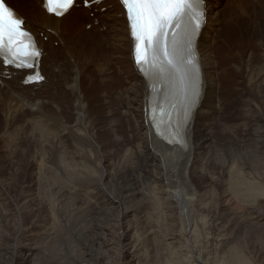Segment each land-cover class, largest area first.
Segmentation results:
<instances>
[{"label": "bare ground", "instance_id": "bare-ground-1", "mask_svg": "<svg viewBox=\"0 0 264 264\" xmlns=\"http://www.w3.org/2000/svg\"><path fill=\"white\" fill-rule=\"evenodd\" d=\"M86 1L92 3L88 9L83 6L75 9L73 6L63 17L54 18L47 15L41 8V0H5L7 6L24 21V29L32 35L40 50L39 71L43 81L22 89L23 76L27 72L17 70L15 67L6 68L3 66V61H0V85L4 87L0 95L7 92L15 97L13 100H6L8 107L6 106L5 112L4 109H0V114L5 113L4 121L6 122L1 124L0 121V146L7 144L8 149L13 150L12 152L11 149L9 150L13 161L21 160L23 157L27 160L29 157L27 168L30 169L29 177H26L28 182L25 181L27 185H22L19 192L17 191L18 195L15 194L16 197L12 196V198L7 194L10 190H8L9 186L4 187L0 184V211H2L0 219L3 222L0 224V257L8 256L11 264L31 263L36 254L41 252L37 250V241L41 242L47 234L57 236L58 233H63L65 227L69 230V224L73 226L77 220L81 221L85 217V212L89 213L91 223L94 222L91 230L95 228L93 232L83 227L86 231L85 236L97 234L99 229L105 234L108 231L105 227L108 225L110 229L111 223L104 225L105 227L99 223L103 221V216L107 217L105 211L110 213L115 210L120 212L119 215L117 213V217L115 216L118 218L117 233H120L118 241L121 249V255L118 253L117 255L129 257L128 263L124 261L125 263L122 264H248L242 256L240 247L237 246L238 235L233 232L236 231L233 228L236 218L234 214L240 206H247L246 208L252 211L264 204V180L255 182L254 178L259 179L257 176L253 179L251 176L252 181L246 180L249 176L245 172L241 171L245 173L243 175L239 173L240 170L229 167L225 171L227 167L225 166L223 169L225 180L222 183L218 180L220 183L218 199L216 193L215 198L211 196L212 192L210 195L208 192L209 196L204 194L207 198L213 197L214 203L210 199L207 202L206 197L200 195L202 192L199 194L191 181L194 174H197L195 164L203 154L205 149L203 144L209 139L208 136L214 134L219 136V141L227 146L224 151H228V158L241 156L240 146L238 149L231 146L232 141L236 140H233V137H236L233 125L226 126L229 125L228 122L215 125L211 133L210 124L214 122L211 117L214 115L213 111H216L215 106L221 102L219 98L226 94L220 93L221 87H224L222 84L225 81V84L229 83L230 79L231 90L235 89L239 93L241 90L238 84L234 83L233 78L254 72L257 66L255 65L254 68L249 63V61L252 62L247 60L249 52L242 49L245 37L248 35L243 28V22L259 23L255 26L258 28L257 32L261 33V39H264V0H248L247 2L203 0L204 21L195 37V50L199 64V97L192 107L187 127L186 124L184 126V144L180 148L164 144L161 138L154 134L151 122L146 116V110L148 100H151L154 106L162 102V107L165 109L175 105L176 118L170 120V125L172 122L176 125L177 119L183 115L182 97L166 84L165 87L156 88L155 91L151 88L150 99V90L147 89L149 79L133 61V41L129 37L121 4L118 0ZM30 5H33L32 8ZM223 5L225 12H223ZM85 13L88 15L95 13V16L93 20H87L85 24H82V21L77 18ZM95 21H98L96 26H94ZM82 25L90 26L89 31H82ZM215 34L219 35L217 39H214ZM92 37L94 39L89 41ZM261 49L264 50L262 47ZM263 55L260 54V56ZM255 63L254 60L253 64ZM113 73L114 75H111ZM133 76L135 77L132 78ZM256 76L260 77L259 72ZM252 79L251 82L254 83ZM94 80L101 86L99 90L101 99L89 100L91 101L89 104L86 97L93 91L96 92L92 85ZM260 82L264 83V81ZM116 84L118 91L115 89ZM229 85L227 88L230 90ZM28 87L36 89L37 93L33 94ZM16 88L26 92L28 90L31 106L28 105L29 101L26 103L27 100H24L25 103L15 102L22 94ZM211 108L215 109L207 114L205 111L207 109L211 111ZM100 114H103V117ZM27 116L30 117V122L25 121ZM197 128L200 130L197 131ZM12 130H15L14 133ZM174 130L178 131L177 128ZM16 131L22 132L20 137L11 138L17 133ZM180 131L182 132V125ZM256 134L262 136L260 142H257L259 147H256L260 157L258 160L264 164V158H261V156L264 157V116L261 118L260 131ZM6 150L0 147L1 169L9 165L5 164ZM29 152L32 154L31 157ZM225 152L224 154L227 153ZM230 159L228 163L233 165ZM226 160L222 161L223 164ZM216 164L213 168H216ZM245 166L248 167L250 164ZM251 166L254 167L251 170L255 169L256 171L253 170V172L257 173L259 167ZM257 166L259 165L256 164ZM210 169L209 171L212 172ZM22 170L25 169L22 168ZM19 171H16L17 177ZM222 175L220 174L221 177ZM2 182L5 181L2 180ZM107 182L112 186V191L105 188ZM144 185H152L154 189L155 185H159V190L155 192L157 190L155 189L149 196H145L146 192H144L143 198H140L139 194L142 191L140 193L139 191ZM216 185L212 187H217ZM106 186L109 188L108 185ZM151 187L148 191L152 189ZM213 188L212 190L215 189ZM133 202L137 203L131 205ZM210 202L211 206L214 204L213 211L216 215L218 210L228 212L230 215L228 219H223L226 214L221 216L222 219L216 224L214 221L215 226L209 230V234L203 240L202 233L207 228L204 225L208 224L204 222L206 221L204 217V221L197 218H200L201 210L209 209ZM245 207L243 208L246 210ZM8 208L13 211V219L12 211L7 210ZM139 208L145 209V212H139L137 216L142 232L139 228L133 230L129 221L130 215L133 213L136 215ZM243 208L242 212H245ZM256 210L259 211V209ZM240 211L241 208L238 213ZM21 212L24 213L27 222L30 221L29 227L28 225L25 227L27 222L24 220L18 223ZM210 216L213 218L211 214ZM111 217L114 216L111 215ZM116 218L114 222L117 221ZM236 219L238 221V217ZM209 224L212 225L211 221ZM114 229L116 230L117 227ZM82 231H78L75 227L74 231L68 232H74L72 236L77 237ZM141 236L144 238L142 244L154 242L152 243L156 251L155 255L146 257L145 253L143 256L141 251L144 250L142 249L144 245L139 249ZM22 238L28 240L23 246H21L24 241ZM30 239H34L35 242ZM125 242H128V245ZM92 243L91 241L93 246ZM203 245L210 247L211 251L208 254L202 253V249H199ZM19 251L25 254L24 259L17 257ZM118 260L120 261L119 258Z\"/></svg>", "mask_w": 264, "mask_h": 264}, {"label": "rangeland", "instance_id": "rangeland-1", "mask_svg": "<svg viewBox=\"0 0 264 264\" xmlns=\"http://www.w3.org/2000/svg\"><path fill=\"white\" fill-rule=\"evenodd\" d=\"M245 2H247L248 0H244ZM250 1V0H249ZM32 6L33 5H30V8H32ZM224 7V5L222 6V8ZM36 8V7H35ZM78 8H80V7H75V9H78ZM226 11V9H225V7H224V9H223V12H225ZM87 13H85L84 15H81V16H78V18H77V20L79 19V21H82L81 23L82 24H85L86 23V21L87 20H93L94 19V16H95V13H91V14H87ZM89 18V19H88ZM96 23H98V21L96 22H94V26H96ZM257 22H255V21H244L243 22V28L247 31V33L246 34H248L246 37H245V41H244V47H242V49L244 48V50H245V52H249V57H248V61L249 60H252V62H250L249 61V63L255 68V65H257L256 66V68H255V70H254V72H248L246 75H244V74H242V75H240L239 77H237V76H235V78H233V81H234V83L236 82L237 84H238V86H239V90H241V91H239V93H238V91L237 90H231L232 89V87L230 86L231 84V82H230V79L228 80L229 81V83H227V84H225L226 83V81L222 84V86H224L223 88L221 87V90H220V93L221 94H224V93H226L223 97H221V99L219 98V102L220 103H218L216 106H215V108H216V111L213 109V108H211V111H210V109H207L205 112L207 113V114H209V112H212V110H214L213 111V113H214V115L211 117L212 118V122H213V124H210V127H211V133L214 131V126L215 125H218V124H227V122L229 123V125L227 124L226 126H231V125H233V127H234V131L233 132H235V135H236V137H233V140L234 139H236V140H234V141H232V144H231V146L233 147V146H235V148H237L238 149V146H240L239 147V149H240V151H241V149H242V153L240 154V155H238V156H240V157H237V158H232V159H230V158H228V156H227V154H228V151L226 150V152L224 151L225 149H226V144L225 143H222V142H220L219 141V136L218 135H211V136H208V140L203 144V146L205 147V149H204V151H203V154L202 155H200V157H199V159L196 161V164H195V169L197 168V170H196V173L198 174H194V177H193V179H192V184L197 188V190L199 191V194L203 197V196H207L208 195V192H209V195L211 194V192H212V194H211V196H214V198H215V195H216V197H217V199H218V196H219V185L218 184H220V183H222L224 180H225V177H224V173H225V171L227 170V168L229 167V168H231V169H237V171H239V173L242 171V172H245L246 174H247V176H249L248 178L246 177V176H244V178H247L246 180H251L252 181V179L254 178V176L256 177L257 176V178H259V179H255L254 178V181L255 182H257V181H261V179L262 180H264V177H263V175H264V164L261 162V160H258V158L260 159V157L258 156V153H257V149H258V147H259V145L257 144V142H260V140H261V137L262 136H257V132L258 131H260V123H261V118L264 116V91L262 92V90H264V83L262 84L260 81H264V59H262V58H264L263 56V54H264V50L263 49H261V47L262 48H264L263 47V40L261 39V33H258L257 31H258V28L256 27V26H258L259 25V23L257 24ZM254 25V26H253ZM256 25V26H255ZM89 27L90 26H85V27H83V25H82V27H81V30L82 31H86V32H88L89 31ZM253 28V29H252ZM250 29V30H249ZM254 29H256V30H254ZM250 32H252V33H250ZM255 33H256V35H255ZM250 34V35H249ZM254 34V35H253ZM259 36V37H258ZM219 37V35L218 34H215L214 35V39H217ZM94 39V37H92V38H89V41L90 40H93ZM254 40H256V41H254ZM262 40V41H261ZM255 42V43H253V42ZM258 42V43H257ZM251 43V44H250ZM257 43V44H256ZM260 44V45H259ZM247 45V46H246ZM256 45H257V47H256ZM54 47H56V45H54ZM255 48L257 49L256 51H255ZM253 49V50H252ZM251 50H252V52H251ZM259 51V52H258ZM263 53H262V52ZM255 52V53H254ZM257 52V53H256ZM254 53V54H253ZM250 54H251V57H250ZM258 54V55H257ZM260 54L261 55H263V56H260ZM253 55V56H252ZM256 57H255V56ZM250 58V59H249ZM254 60L256 61V63L255 64H253L254 63ZM60 67V66H59ZM258 69V70H257ZM248 70V69H247ZM259 72V75H260V77H258L257 78V74H258V72ZM261 71V72H260ZM255 74V76H253V74ZM257 73V74H256ZM111 75H114V73L113 74H111ZM243 75H244V77H243ZM251 75V77H249V76ZM261 76H263V77H261ZM135 76H133L132 78H134ZM246 77V78H245ZM248 78V79H247ZM250 78V79H249ZM251 78H253L252 79V81H254V83H252L251 82ZM260 78V79H259ZM235 79V80H234ZM9 80V79H8ZM124 80H125V78H124ZM227 81V82H228ZM232 81V80H231ZM246 82H247V84H246ZM248 82H250V83H248ZM235 83V84H236ZM225 84V85H224ZM230 84V85H229ZM248 84H250L249 85V88H248ZM253 84V85H252ZM261 86H263V87H261ZM14 85V84H13ZM92 85L95 87V89H96V92L95 91H93V93L92 94H89V96L88 97H86V101L90 104L91 103V101L92 100H97V99H101V96H100V94H99V90H100V88H101V86L100 85H98L97 84V82L94 80L93 82H92ZM228 85L231 87L230 88V90L227 88L228 87ZM259 85V87H257ZM24 86V85H23ZM21 87L22 89H24V88H27V86H24V87ZM81 86V85H80ZM226 86V87H225ZM253 86V87H252ZM50 87V86H49ZM117 87V84H116V86H115V89H116V91H118L119 90V88H116ZM252 87V88H251ZM262 89H261V88ZM0 88H1V90L0 91H3L4 89V87L2 86V85H0ZM21 88H16L17 90H19V92H20V94H21V96L19 97V98H17L16 100H15V102L16 103H25V101L27 100V102L26 103H28V101H29V103H28V105L29 106H31V102H30V96H29V93H28V90L29 91H31L33 94H36L37 93V90L36 89H34V88H30V87H28V90H27V92L25 91V90H21ZM82 88H83V86H82ZM226 90H225V89ZM40 89V88H39ZM38 89V90H39ZM228 89V90H227ZM253 89H257V90H254L253 91ZM79 90H82V89H79ZM93 90V89H92ZM252 90V91H251ZM39 91H41V89L39 90ZM227 91V92H226ZM229 91H230V93H229ZM231 91H233L234 93L237 91V93H233V92H231ZM82 92H83V90H82ZM249 92V93H248ZM256 92V93H255ZM259 92V93H258ZM234 94V95H233ZM228 95V96H227ZM230 95V96H229ZM13 95H12V93H7V92H4L3 94H1L0 95V109H4V112H5V108H6V106L8 107V103H6L7 101V99H9V100H13V99H15V97H12ZM24 96V97H23ZM27 96V97H26ZM9 97V98H8ZM32 97H34V96H32ZM225 97V98H224ZM227 97V98H226ZM20 100H22V101H20ZM25 100V101H24ZM89 100H91V101H89ZM19 101V102H18ZM98 104V103H97ZM25 105H27V104H25ZM27 105V106H28ZM28 106V107H29ZM96 107H97V105H95ZM5 113H1L0 114V121H1V124L3 123H6L5 121H4V115ZM100 116L101 117H103V114L101 115L100 114ZM25 121L26 122H30V117L29 116H27L26 117V119H25ZM230 121V122H229ZM217 123V124H216ZM1 124H0V127H1ZM216 129V128H215ZM198 130H200L199 128H197V131ZM13 131V133H14V131L15 130H12ZM17 132V131H16ZM21 131H19V132H17L16 134H13L12 135V137L11 138H14V139H17L18 137H20V135H21ZM17 135V136H16ZM16 136V137H15ZM238 143H236V142ZM234 142H235V145H233L234 144ZM237 144V145H236ZM5 145V144H4ZM256 146H258V147H256ZM0 147H4L5 149H7L5 152H6V155H7V157L5 158V164H9L6 168H5V166H4V168H2V169H4V170H2L1 168V170H0V181L2 182V180L3 181H5V182H0V184H2V185H4V187H5V185L8 187V190H9V192L8 191H6V192H8L7 194L9 195V196H13V197H16V195H18L17 193L19 192V189L22 187V185H27L26 184V182H28V179L26 178L27 176L29 177V173H30V169H28L27 168V166H28V161H29V157H27V158H25V159H27V160H24V157H23V159H21L22 161H25V162H22L20 159L19 160H11V156L9 155L10 154V152H9V150L11 149H8V147H7V144L5 145V146H0ZM255 147H256V149H255ZM3 149H1V151H2ZM11 152L13 151L12 149L10 150ZM226 153V154H224V152ZM32 154H33V151L31 150L30 151ZM28 153L29 154V156L30 155H32L31 153ZM223 152V153H222ZM244 153V154H243ZM252 153V154H251ZM220 154H222V155H220ZM257 154V155H256ZM227 157H226V156ZM248 156V157H243V156ZM254 155V156H253ZM221 158H223L224 157V159H227L226 160V163H224L223 164V160L224 159H219L220 157ZM251 156V157H250ZM253 156V157H252ZM31 157V156H30ZM10 158V159H9ZM201 158V159H200ZM244 158V159H243ZM251 158V159H250ZM252 158H253V160H252ZM261 158H264L263 156H261ZM229 159H230V162H232V163H234L233 165L230 163V165H229ZM241 159V160H240ZM246 159L250 162H248V161H246ZM236 160V162H234ZM258 160V161H257ZM264 160V159H263ZM17 163H16V162ZM201 161V162H200ZM213 162V164H212V162ZM220 161V162H219ZM255 162L256 164H258L259 166H257L256 167V164L255 163H253V162ZM258 163H257V162ZM20 162V163H19ZM27 162V163H26ZM200 162V163H199ZM216 162H217V164L219 165V166H217V164H216ZM225 162V161H224ZM237 162H239L237 165H239V166H237L236 165V163ZM243 162V163H242ZM11 163H13L12 165L13 166H16V167H14L13 168V166L11 165ZM14 163H16L15 165H14ZM22 163V164H21ZM26 163V164H25ZM199 163V164H198ZM202 163V164H201ZM228 163V164H227ZM252 163V164H251ZM201 164V165H200ZM210 164V165H209ZM214 164H216L215 166H216V168L214 167L213 168V165ZM220 164H221V166H220ZM243 164V165H242ZM248 165V164H250V166H245V165ZM12 166V168H10L11 166ZM24 165H26V166H24ZM196 165H199V166H196ZM208 165H209V167L211 168H209L208 167ZM224 165V166H223ZM229 165V166H228ZM251 165H254L255 166V168H258V170H257V173L255 172L256 170L255 169H252L251 170V168H254V167H252ZM18 166V167H17ZM19 166H22V167H20L19 168ZM24 166V167H23ZM201 166H203V167H201ZM207 166V167H206ZM223 166V167H222ZM225 166H227L226 167V169H224L225 168ZM199 167V168H198ZM219 167H221V169L219 168ZM246 167V168H245ZM250 167V168H249ZM11 170H10V169ZM16 168V169H15ZM22 168H24L25 170L23 171L22 170ZM208 168V169H207ZM218 168V169H217ZM245 168V169H244ZM7 169V170H6ZM9 169V170H8ZM19 169H20V171H19ZM202 169V170H201ZM204 169V170H203ZM206 169V170H205ZM209 169L210 170H212V172L211 171H209ZM221 170V172H220V170ZM225 171H224V170ZM247 169H250V170H247ZM213 170H214V172H213ZM246 170H247V172L249 173H247L246 172ZM253 170H255L254 172H253ZM2 171H4L3 172V174H2ZM7 171H8V173H7ZM16 171H19L18 172V177H17V173H16ZM27 171V172H26ZM200 171H202V172H200ZM206 171V172H205ZM208 171H209V173H208ZM217 171H219L220 172V174L222 175V177L224 178H222L221 176H220V174H219V172H217ZM252 172L251 174H250V172ZM263 173H262V172ZM24 172V173H23ZM25 172L27 173V174H25ZM29 172V173H28ZM211 172V173H210ZM223 172V173H222ZM241 172V173H242ZM263 174L262 176H261V174ZM12 173V174H11ZM19 173H21L20 175H19ZM200 173H202V174H200ZM214 173V174H213ZM245 173H242L243 175L245 174ZM14 174V175H13ZM23 174V175H22ZM241 174V175H242ZM256 174V175H255ZM257 174H259L260 175V177H258L259 175H257ZM3 175V176H2ZM16 175V177H14ZM196 175V176H195ZM242 175V176H243ZM10 176V177H9ZM19 176H20V178H19ZM198 176V177H197ZM207 176H211L212 178H214V180H212V178L211 177H207ZM252 176V177H251ZM5 177V178H4ZM252 179H251V178ZM262 177V178H261ZM211 178V179H210ZM15 179V180H14ZM26 179V180H25ZM17 180V181H16ZM24 180V181H23ZM210 180H212V181H210ZM218 180H219V182H218ZM249 180V181H250ZM257 180V181H256ZM26 181V182H25ZM214 182V183H213ZM216 182V183H215ZM218 182V183H217ZM213 183V185L215 186L216 184L218 185H216L217 187H214L215 189H218V190H215L212 186L213 185H211ZM19 184V185H18ZM30 184V183H29ZM106 185H108L109 186V188L106 186ZM205 185H206V187H205ZM13 186V187H12ZM15 186V187H14ZM147 186V187H146ZM150 187L152 186V185H149ZM148 185H144V187L142 186V189H140V191H139V195L141 196L140 198H143V196H144V192H146L145 193V196H149L150 194H152V192H154L155 191V189H157L155 192H157L158 190H159V185H155V189L154 188H152V189H150V191H148L149 190V187ZM156 186H157V188H156ZM198 186H200V188L198 187ZM204 186V187H203ZM3 187V188H4ZM7 187H6V189H7ZM112 186L109 184V182H107V183H105V188H107L109 191L112 189L111 188ZM214 189V190H212V188ZM1 188V187H0ZM34 188V187H33ZM146 188V189H145ZM200 190H199V189ZM203 188H205V190L203 189ZM209 188V189H208ZM211 188V189H210ZM5 189V188H4ZM16 189V190H15ZM106 189V191H108ZM152 190V191H151ZM210 190V191H209ZM212 190V191H211ZM11 191V192H10ZM18 191V192H17ZM112 191V190H111ZM206 193H205V192ZM213 191H215V192H213ZM217 191V192H216ZM149 192V193H148ZM204 192V193H203ZM14 193V194H13ZM216 193V194H215ZM217 193H218V195H217ZM16 194V195H15ZM148 194V195H147ZM205 194V195H204ZM215 194V195H214ZM208 195V196H209ZM205 196V197H206ZM209 197V198H207L206 197V200H207V202H208V199H210L211 201H213V203L215 202V199H213V197ZM12 197V198H13ZM139 197V196H138ZM139 198V199H140ZM213 199V200H212ZM138 202V201H137ZM137 202H133V204H131V205H135ZM139 203V202H138ZM140 204V203H139ZM264 205V204H263ZM263 205H260L259 206V208H254L252 211L254 212L253 214H256L257 213V215H259V216H257V215H253L252 214V211H251V209H249V208H246L245 206H243V207H245L246 208V210L242 207V206H240L239 207V210H240V208H241V211H240V213H238L239 212V210L237 211V213L236 212H234V213H236V214H234L235 216H236V218L238 217V221H236L237 219L235 218V220H234V224H233V228H234V230L236 229V231H233L234 232V234L236 235H238V238L236 239V241H237V243L239 244H237V246H239L240 247V251H241V253H242V256L244 257V259H246V262L248 263V264H264V207H263ZM19 207H20V205H19ZM211 207H212V210H211ZM242 208H243V211H245V212H242ZM10 209V211H12L11 210V208H8L7 210H9ZM143 209V211H141ZM142 209H137V211H138V213L137 212H135V214L136 215H130V217H129V221H130V223H131V225H132V229L133 230H136V229H140V231L142 232V229H141V227H140V224H139V222L137 221V218H139V217H137V216H139V212H145V209L144 208H142ZM210 209V210H209ZM209 209H204V210H201V212H199V215H200V218H197V220H203V217L205 218L204 220H206V221H204L205 223H207L208 225H204V226H207V228H205L204 229V233H202V238H203V240L206 238V236H207V234H209V230L211 229V228H213L214 226H215V224L217 223V221L218 220H220V219H222V217H223V219H228L229 217H228V215H230V213L228 214V212H225V211H220V210H218V214H219V216H218V214L216 215L215 214V212L213 211L214 210V204H213V206H211V202H210V207H209ZM256 209H259V211L258 210H256ZM3 210H5V209H3ZM7 210H5V212L7 211ZM208 210V211H207ZM210 211V212H209ZM221 213H220V212ZM257 211V212H256ZM261 211V212H260ZM1 213H0V215L2 214V211H0ZM105 212H107V214H106V216L107 217H105V216H103L102 218H104L103 219V221L101 220V222H103V223H101L100 222V220L98 221V223L102 226V227H105L107 224H110L111 226H110V229H108L109 228V226L107 225V227H105V230H106V228H107V232L105 233V234H103V232L102 231H100V229H99V232L97 233V234H93V235H90V236H85V233H86V231L85 230H83V227H85L86 228V230H91V228H92V226H93V224H94V222L93 223H91V221H90V219H89V213L88 212H85L84 214V216L85 217H83V219L81 220V221H79V220H77L74 224H73V226L71 225V224H69V230L67 229V227H65L64 228V231H63V233H61V234H59L58 233V235L57 236H49V234H47V235H45V237L42 239V241L40 242V241H37L36 242V246H37V250H39V251H41V252H39V253H37L36 254V256L34 257V259H32V261H31V263L29 262V264H94V262H95V264H122L124 261L126 262V263H128V260H129V257L127 256V255H124L125 256V258L123 257V256H119V255H117V253L118 254H120L121 255V249H120V242L118 241V236H119V234L120 233H117L119 230H118V218H116L117 216V213H118V215H119V213L120 212H118V211H115V210H112V211H110V213H109V211H105ZM112 212L114 213V214H112ZM203 212V213H202ZM209 212V213H208ZM242 212V213H241ZM246 212H248V214H245ZM12 213V219H13V216H14V214H13V211L11 212ZM207 213V214H206ZM223 213V214H222ZM204 214V215H203ZM210 214L213 216V218L210 216ZM222 214V215H221ZM240 214V215H239ZM241 214H243V215H241ZM110 215V216H109ZM111 215H113L114 217L112 218L111 217ZM205 215H206V217H205ZM246 215H248L247 217H245ZM253 215V216H252ZM116 216V217H115ZM135 216V217H134ZM214 216H216L215 218H214ZM222 216V217H221ZM240 216H242V218H240ZM244 216V217H243ZM251 216V217H250ZM257 216V217H256ZM109 217V218H108ZM220 217V218H219ZM115 218H116V220L117 221H115L114 222V220H115ZM136 218V219H135ZM208 218V219H207ZM239 218H240V220H239ZM108 219V220H107ZM111 219H113V220H111ZM20 220H24V221H26L27 222V220L24 218V213L23 212H21V214H20V216H18V223L20 222ZM132 220H134V221H132ZM213 220V221H212ZM0 221H1V219H0ZM111 221V222H110ZM132 221V222H131ZM210 221H211V226H210ZM214 221H215V224H214ZM30 222V221H29ZM29 222H27L26 224H25V227H26V225H28V227H29V225H31V224H29ZM79 222H81V223H79ZM85 222V223H84ZM113 222V223H112ZM136 222V223H135ZM209 222V223H208ZM3 222L1 221L0 222V224H2ZM135 223V224H134ZM103 224V225H102ZM114 224V225H113ZM139 224V225H138ZM23 225V224H22ZM65 226L64 224H61V226ZM89 225V226H88ZM105 225V226H104ZM113 225V226H112ZM167 225V224H166ZM1 226V225H0ZM24 226H23V229L25 228ZM76 227V229L79 231V230H83L82 232H81V234H80V236H77L76 237V235H74V236H72V234H74V232L73 233H71V232H68V231H74V228ZM113 227V228H112ZM117 227V229L115 230L114 228H116ZM101 228V227H100ZM103 229V228H102ZM167 229V228H166ZM208 231H207V230ZM93 230V232H94V230H95V228H93L92 229ZM91 230V231H92ZM112 230V231H111ZM212 230V229H211ZM97 231H98V229H97ZM205 231H207V232H205ZM85 232V233H84ZM213 232V231H212ZM116 235H115V234ZM102 234V235H101ZM211 234V233H210ZM213 234V233H212ZM214 235V234H213ZM47 236V237H46ZM85 236V237H84ZM97 236V237H96ZM155 236H157L158 237V235H155ZM203 236H205V237H203ZM50 237V238H49ZM79 237H81L80 238V241H79ZM94 237V238H93ZM99 237V238H98ZM101 237V238H100ZM104 239H103V238ZM31 238V237H30ZM49 238V239H48ZM140 238H142V236L140 237ZM99 239V240H98ZM22 240H24L23 241V243L21 244V246H23L24 245V243L26 244L27 242H28V240L27 239H24V238H22ZM31 241H33V242H35L34 241V239H30ZM82 240V241H81ZM90 240V241H89ZM97 240V241H96ZM144 240V238H142V240L140 241V243H141V245H139V249H141V246H143L144 245V247L142 248V249H144V250H142L141 251V253L143 252V256H145V253H146V257H148V256H150V255H155L154 253L156 252L155 251V249L153 248V241H151V243L150 242H147L146 244H142V241ZM48 241V242H47ZM91 241L93 242L92 244H93V246L91 245ZM118 241V242H117ZM87 242H88V244H87ZM96 242H98L97 244H96ZM153 242V243H152ZM86 243V244H85ZM117 243V244H116ZM127 245H128V242H125ZM43 244V245H42ZM85 245V246H84ZM90 245L91 247H93V248H91L90 246L88 247V246ZM96 246H98V247H96ZM183 246H184V244H183ZM42 247V248H41ZM117 247V248H116ZM204 248V249H203ZM206 248V249H205ZM209 248V249H208ZM47 250V252H46V250ZM117 249V250H116ZM132 248H130V250H131ZM200 250H201V252L202 253H205V254H208L210 251H211V249H210V247H208V246H200V248H199ZM209 251H208V250ZM239 249V248H238ZM135 250H136V248H135ZM44 253H43V252ZM146 251V252H145ZM205 251H207V252H205ZM20 252V251H19ZM148 252V253H147ZM18 253V252H17ZM40 254V255H39ZM25 254L24 253H22V252H20L19 254H18V256L17 257H20L19 259H21V258H23L24 259V256ZM148 255V256H147ZM92 257V258H91ZM9 257L8 256H5V255H2V257H0V264H11V261H10V259H8ZM47 258V259H46ZM97 258V259H96ZM118 258L120 259V261L118 260ZM122 258H123V260H122ZM4 260V262H3V260ZM125 259V260H124ZM16 260H17V258L15 259V262H16ZM95 260V261H94ZM2 261V262H1ZM5 261H7V262H5ZM99 261V262H98ZM88 262V263H87ZM98 262V263H97ZM124 262V263H125Z\"/></svg>", "mask_w": 264, "mask_h": 264}, {"label": "snow or ice", "instance_id": "snow-or-ice-1", "mask_svg": "<svg viewBox=\"0 0 264 264\" xmlns=\"http://www.w3.org/2000/svg\"><path fill=\"white\" fill-rule=\"evenodd\" d=\"M73 0H45L48 12L57 16ZM130 34L135 42L137 66L148 77L153 90L167 84L182 97L183 118L188 120L199 97V64L195 37L204 21L203 0H121ZM24 21L0 0V59L16 67L32 68L40 52L35 48ZM43 79L38 72L29 81ZM28 82V81H26ZM171 136L170 143L183 144L179 131L158 129Z\"/></svg>", "mask_w": 264, "mask_h": 264}, {"label": "water", "instance_id": "water-1", "mask_svg": "<svg viewBox=\"0 0 264 264\" xmlns=\"http://www.w3.org/2000/svg\"><path fill=\"white\" fill-rule=\"evenodd\" d=\"M149 83H150V81H149ZM150 99H151V96H150ZM148 101H149L148 106L151 107V106H152V105H151V104H152V103H151V100H148Z\"/></svg>", "mask_w": 264, "mask_h": 264}]
</instances>
